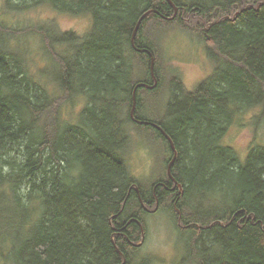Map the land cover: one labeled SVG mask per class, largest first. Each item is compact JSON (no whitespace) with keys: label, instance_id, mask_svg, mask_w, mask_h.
<instances>
[{"label":"trees","instance_id":"1","mask_svg":"<svg viewBox=\"0 0 264 264\" xmlns=\"http://www.w3.org/2000/svg\"><path fill=\"white\" fill-rule=\"evenodd\" d=\"M19 1L7 7L28 8L27 0ZM30 1L89 15L92 27L85 36L47 27V65L33 73L13 40L21 32L0 18V264H151L140 251L148 208L157 202L174 213L185 261L264 264V149L241 159L223 143L243 113L256 112L264 124V0H172L179 8L174 21L150 13L139 28L135 44L153 53L161 81L153 90L139 88L135 117L159 125L174 141L172 174L183 195L168 177L169 141L130 116L135 87L154 85L150 56L132 46L134 29L152 10L174 17L171 5ZM187 14L209 23L192 34L204 43L213 74L194 91L174 79L165 114L146 119L142 94L159 90L165 76L164 49L154 34L192 32L184 27ZM78 100L85 107L70 122L63 109ZM129 124L164 154V173L147 189L128 168ZM202 194L218 195L222 205H192Z\"/></svg>","mask_w":264,"mask_h":264},{"label":"rangeland","instance_id":"2","mask_svg":"<svg viewBox=\"0 0 264 264\" xmlns=\"http://www.w3.org/2000/svg\"><path fill=\"white\" fill-rule=\"evenodd\" d=\"M8 1L14 6L21 2L0 0V18L5 20L9 27L21 32L17 34L18 38H13V40L22 49L33 73H38L47 65L46 48L42 46V36L47 27L56 28L57 26L61 31L74 32L80 36H85L92 27V19L89 15L60 13L47 4H37L30 0L26 1L28 8L15 12L16 10L7 7ZM184 16H186L183 17V20L185 18L184 27L192 32L173 27L174 29H162L154 34V38L164 49L162 65L165 76L159 90L145 91L142 94V114L146 115V119L151 117L159 119L160 114H165L166 105L173 97L175 86L172 88L171 82L174 79L183 84L188 91H194L201 82L213 74L214 64L205 52L204 43L198 41L192 34L193 31L196 34L202 33L209 23L206 20L195 18L193 14ZM51 48L49 47V50ZM84 107L82 100L74 104L70 103L64 107L62 116L74 122ZM255 114L256 112H246L235 118L224 137L223 143L234 148L241 159H245L253 149H264V124L258 123L254 118ZM129 132L131 146L127 155L128 168L140 184L147 189L164 173V154L160 153L159 143H151L142 129L129 124ZM155 188L157 185L154 186ZM214 195L202 194V198H196L193 200L194 203H191L194 206L198 203L205 204V208L211 205L219 208L222 205L221 199L218 195ZM170 203L166 202L168 205ZM148 212L140 257L150 259L151 264H194L189 260L185 261L188 255L186 241L178 236L177 223L170 208L167 211L160 210L158 202L156 206L148 208Z\"/></svg>","mask_w":264,"mask_h":264},{"label":"water","instance_id":"3","mask_svg":"<svg viewBox=\"0 0 264 264\" xmlns=\"http://www.w3.org/2000/svg\"><path fill=\"white\" fill-rule=\"evenodd\" d=\"M170 5L171 7L174 9L175 11V15L173 18H168V17H165L164 15H162L160 12L156 11V10H152L148 13H146L145 15H143L141 17V19L139 20V22L137 23L135 29H134V32H133V36H132V46L133 48L139 52V53H146L150 56L151 58V65H150V71H151V75H152V78H153V81H154V85L153 86H150V85H147V84H139L135 87L134 89V92H133V102H132V108H131V111H130V116L132 118V120L134 122H136L137 124H140V125H150V126H153V127H156L157 129H159L161 132L164 133V135L166 136V138L170 141L171 143V147H172V150L174 151V157L172 159V161L170 162V164L168 165V174L169 176L171 177L172 180L175 181L173 175H172V166L173 164L175 163V160L177 159V150H176V147H175V144L174 142L172 141V139L169 137L168 134H166L164 132V130L159 127V125L157 124H154V123H151V122H144V121H141V120H138L136 119L135 117V112H136V109H137V93H138V90L140 87L144 86L146 87L147 89L149 90H153L155 89L157 86H158V78L155 74V57L153 55V53H151L149 50H145V49H139L136 44H135V40H136V36H137V33L139 31V28L143 22V20L150 14V13H155L157 15H159L160 17H162L164 20H167V21H173L175 19V17L177 16L178 14V11H179V8L174 4V2L172 0H166ZM181 188V187H180Z\"/></svg>","mask_w":264,"mask_h":264},{"label":"bare ground","instance_id":"4","mask_svg":"<svg viewBox=\"0 0 264 264\" xmlns=\"http://www.w3.org/2000/svg\"><path fill=\"white\" fill-rule=\"evenodd\" d=\"M173 18V17H172ZM142 85V84H141ZM132 119V118H131ZM145 122V121H144ZM156 128V127H155ZM165 132V131H164ZM163 133V132H162ZM164 134V133H163ZM165 136V135H164ZM166 137V136H165ZM170 137V136H169ZM167 139V138H166ZM168 140V139H167ZM169 141V140H168ZM174 142V141H173ZM169 143H170V141H169ZM170 146H171V143H170ZM171 149H172V147H171ZM177 150V149H176ZM173 151V150H172ZM177 156H178V152H177ZM173 157H174V151H173ZM173 157H172V159H173ZM172 159H171V161H172ZM170 161V162H171ZM170 162H169V164H170ZM167 172H168V170H167ZM173 175V174H172ZM168 177L171 179V177L169 176V174H168ZM175 179V178H174ZM172 180V179H171ZM173 181V183H174V187H178L179 189H180V192H181V194L183 195V192H182V187H181V185L176 181V179H175V181L174 180H172ZM181 187V188H180ZM158 203V202H157ZM145 239V238H144ZM143 239V240H144ZM143 243V242H142Z\"/></svg>","mask_w":264,"mask_h":264},{"label":"flooded vegetation","instance_id":"5","mask_svg":"<svg viewBox=\"0 0 264 264\" xmlns=\"http://www.w3.org/2000/svg\"><path fill=\"white\" fill-rule=\"evenodd\" d=\"M174 190V189H173Z\"/></svg>","mask_w":264,"mask_h":264}]
</instances>
